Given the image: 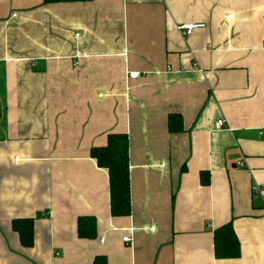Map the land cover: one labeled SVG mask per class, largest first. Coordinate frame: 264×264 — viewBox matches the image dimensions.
<instances>
[{"label":"crops","instance_id":"1","mask_svg":"<svg viewBox=\"0 0 264 264\" xmlns=\"http://www.w3.org/2000/svg\"><path fill=\"white\" fill-rule=\"evenodd\" d=\"M115 132L129 140L128 216L111 214L90 156ZM17 218L34 219L31 246ZM228 222L240 255L218 258ZM101 256L264 264V0H0V264Z\"/></svg>","mask_w":264,"mask_h":264},{"label":"trees","instance_id":"2","mask_svg":"<svg viewBox=\"0 0 264 264\" xmlns=\"http://www.w3.org/2000/svg\"><path fill=\"white\" fill-rule=\"evenodd\" d=\"M46 3L89 1V0H44ZM169 128L180 131L182 119L174 114L170 117ZM90 156L99 167L105 168L109 174L110 205L113 216H128L131 212L130 178H129V140L126 133L115 132L107 136L102 146H94ZM208 175H202V182L207 184ZM33 218H17L12 222L13 229L19 234L24 246L33 244ZM79 236L95 238L97 236L96 219L92 216L82 217L78 222ZM214 251L218 258H236L240 255V242L231 222L214 230ZM95 264H106L104 256L97 257Z\"/></svg>","mask_w":264,"mask_h":264},{"label":"built area","instance_id":"3","mask_svg":"<svg viewBox=\"0 0 264 264\" xmlns=\"http://www.w3.org/2000/svg\"><path fill=\"white\" fill-rule=\"evenodd\" d=\"M204 26H205L204 23H188V24L180 25L179 29L183 34H190L192 30L197 29V28H203ZM139 75L140 73L138 71H133V72H130L129 78L135 79L139 77ZM218 123L219 125H222L223 121L219 120ZM129 239H130L129 237H124L125 241H129Z\"/></svg>","mask_w":264,"mask_h":264}]
</instances>
